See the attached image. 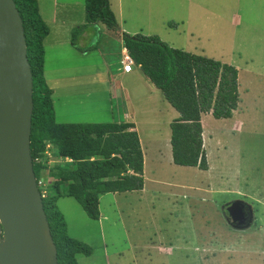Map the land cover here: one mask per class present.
Wrapping results in <instances>:
<instances>
[{
    "label": "rangeland",
    "instance_id": "374dc122",
    "mask_svg": "<svg viewBox=\"0 0 264 264\" xmlns=\"http://www.w3.org/2000/svg\"><path fill=\"white\" fill-rule=\"evenodd\" d=\"M102 27L106 29L105 25ZM94 31L99 32L98 28ZM111 49L107 62L112 70L118 71V67L123 68L121 60L126 55L117 42H113ZM89 52L92 53L81 64L94 65V72L87 69L84 73L70 72L68 80L51 82L66 84L69 106L81 107L86 112L83 118L106 119L107 108L106 111L100 110L95 90V87L100 89L106 85L108 80L106 60L95 50ZM72 67L75 62L67 65L65 73ZM133 76H127V80L137 86L140 81ZM248 81L249 78L243 75L240 100L231 118H215L211 113L203 118L208 170L173 163L172 149L164 138L167 127L164 118H171V112L157 105L156 111L149 108L150 111L139 113L141 132L146 133L150 141L145 180L148 191L137 197H121L124 213L120 217L115 208L108 205L111 195L106 196L100 204L104 215L100 222L91 219L75 200L82 217L69 213L64 207L73 235L83 234L93 248L89 263L264 264V79L259 84L253 81L254 91L251 89L245 93L243 86ZM140 86L145 87L143 83ZM158 93L162 102L167 104L159 90ZM143 95L144 99L150 97L147 93ZM72 107L67 111L69 117L65 115L67 120H74L71 119L73 114L76 115L74 118L79 117L78 109ZM158 113L163 115L160 125L154 121ZM51 150L54 156L55 148ZM236 200L251 208L252 219L247 226L237 228L230 222L227 207ZM125 201L131 202L126 204ZM162 207L166 208L165 216L171 214V221L159 217ZM172 225L176 226L175 238ZM100 233L106 238L110 251L106 262ZM173 245L184 249L191 247L194 254L179 259L166 250Z\"/></svg>",
    "mask_w": 264,
    "mask_h": 264
},
{
    "label": "trees",
    "instance_id": "16d2710c",
    "mask_svg": "<svg viewBox=\"0 0 264 264\" xmlns=\"http://www.w3.org/2000/svg\"><path fill=\"white\" fill-rule=\"evenodd\" d=\"M15 3L23 19L33 74L31 153L34 170L38 180L47 179L43 204L59 264H79L77 254L89 256L93 248L69 234L58 199L72 196L91 219H100L101 195L144 189V152L132 122H56L53 89L44 74V39L49 26L39 12L38 0H15ZM86 16L85 24L72 29V43L82 52L97 47L96 44L85 47L79 44V37L86 28L97 22L111 30L118 27L110 0H86ZM122 39L134 63L179 113L170 124L173 163L208 170L203 115L233 116L240 100L238 68L175 48L159 35L124 33ZM47 144L55 148L54 156L69 157L70 161L49 163L44 155ZM37 156L44 161L37 162ZM40 189L43 188L40 186Z\"/></svg>",
    "mask_w": 264,
    "mask_h": 264
},
{
    "label": "crops",
    "instance_id": "0c3cea01",
    "mask_svg": "<svg viewBox=\"0 0 264 264\" xmlns=\"http://www.w3.org/2000/svg\"><path fill=\"white\" fill-rule=\"evenodd\" d=\"M38 4L42 18L49 26V33L44 39V74L49 86L53 89L52 98L56 122L134 123V129L139 134L144 152L145 180L150 141L146 133L143 134L141 132L139 113L145 110L150 111L149 108L155 109L156 111V107L158 108L159 105L163 106V109L168 110V112H171V118H164V124L167 126L164 131V138H166V142L169 143L171 149L172 132L170 124L179 116V113L135 63L131 71H125L122 67H118V71L112 70V66L107 62V57L111 55L113 50L111 49V45L113 42H117L121 52L129 56L128 51L123 45L122 36L124 33L134 34L141 32L148 35H159L164 41L175 48L212 57L238 68L240 79L239 88H242V76L245 75V77L249 78L247 84L243 86L245 93L251 89L254 91L255 85L253 81H257L259 84V81L264 79V0H110L111 9L118 22L117 29L111 30L105 24L97 22L96 25L86 28L80 35L78 41L79 44L84 47L90 44H96L97 47L94 50L106 60L107 68L105 72L108 80L106 85L100 87V89L95 87V90H97L96 96L99 100V108L102 111L107 108L108 118L92 119L89 116L83 118L82 116H84L86 112L81 107L69 106L70 103L67 99V92L65 90L66 84L58 83L54 85L51 80H68V74L70 72L84 73L85 69L91 70L92 72L95 70L92 64H81V61L92 52H82L72 43V29L85 24L87 21L86 0H38ZM100 24L105 25L106 29ZM97 28L99 32L95 33L94 30L97 31ZM92 30L94 32H92ZM126 56H124L123 59H126ZM73 62H75V67L70 68V71L65 73L67 65ZM132 74L137 81L138 79L140 81L139 83L135 81L138 83L137 86H134L127 80V76H132ZM76 76L77 75H75V77ZM140 83H143L145 87L140 86L139 88ZM62 86L64 89H62ZM158 90L162 93L168 105L162 102ZM145 93L150 97L144 99L143 94ZM152 99L154 103L151 102ZM69 107L77 108L79 117L74 118L76 115L73 114L71 119L74 120L65 119V115L69 117V115H67ZM158 112L162 113L160 110H158ZM174 112H177V114ZM204 116L205 115H203V118ZM161 119L163 120V115L159 114L158 118L154 121L160 125ZM203 134L205 142L206 135L204 130ZM157 135L159 136V133H157ZM159 141L160 140H157V143H159ZM160 151L161 150L158 152ZM146 191L148 190L144 184V189L139 191L107 192L101 195L100 204L103 198L111 195L108 205L115 208V213L118 212L117 216L120 217L124 213L120 205L121 197L126 199L134 196L137 197L138 194H144ZM73 200L77 201L72 196H62L57 201L58 206L67 220L69 234L72 237L89 243V240L82 236L83 234L73 235L71 232V225L66 210L73 215L75 214L82 217V211L77 210L75 201ZM130 202L131 201H125L126 204ZM77 203L80 204L78 201ZM80 206L82 207L81 204ZM162 208L163 212L159 217L163 220L167 218L171 221L169 217L171 214L165 216L164 212L166 208ZM103 217L104 215L101 211V217L98 219L99 222ZM163 230H165V228H163ZM172 231L174 232L173 238H175L177 232L175 225H172ZM100 237L104 245L103 251L106 262L109 256L108 252L110 251L107 249L105 243L106 238L104 239L103 233H100ZM162 250H169L172 255L177 256L179 259H181V257L188 258V255L194 254L191 247L184 249L177 248L173 245L166 250L162 247ZM200 254L201 250H199V255ZM91 258H93L92 255L77 254L79 264H88V260H91ZM187 264H190V261L187 262Z\"/></svg>",
    "mask_w": 264,
    "mask_h": 264
},
{
    "label": "water",
    "instance_id": "95a60500",
    "mask_svg": "<svg viewBox=\"0 0 264 264\" xmlns=\"http://www.w3.org/2000/svg\"><path fill=\"white\" fill-rule=\"evenodd\" d=\"M33 74L15 0H0V264H59L31 153ZM231 224H250L241 200Z\"/></svg>",
    "mask_w": 264,
    "mask_h": 264
},
{
    "label": "built area",
    "instance_id": "2783aa9c",
    "mask_svg": "<svg viewBox=\"0 0 264 264\" xmlns=\"http://www.w3.org/2000/svg\"><path fill=\"white\" fill-rule=\"evenodd\" d=\"M122 63L124 64L123 69L125 71H131L132 70V68H133L132 66L134 64V61L131 59L130 56H126V59H122ZM51 149H52L51 144H47L46 150L44 151V155L47 157L49 163L70 161L69 157L52 156V150ZM36 161L37 162L44 161V158L41 156H37ZM37 181H38L39 189H40V186L43 188L42 190L40 189V191L42 193V196L44 197L47 194V189H46L47 179L41 178L40 180L37 179Z\"/></svg>",
    "mask_w": 264,
    "mask_h": 264
},
{
    "label": "flooded vegetation",
    "instance_id": "af4514ba",
    "mask_svg": "<svg viewBox=\"0 0 264 264\" xmlns=\"http://www.w3.org/2000/svg\"><path fill=\"white\" fill-rule=\"evenodd\" d=\"M251 209V208H250Z\"/></svg>",
    "mask_w": 264,
    "mask_h": 264
}]
</instances>
